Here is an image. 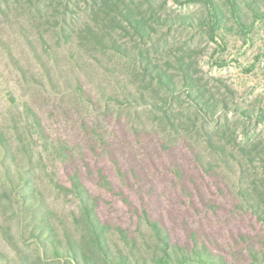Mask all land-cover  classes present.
Returning <instances> with one entry per match:
<instances>
[{"label": "rangeland", "instance_id": "obj_1", "mask_svg": "<svg viewBox=\"0 0 264 264\" xmlns=\"http://www.w3.org/2000/svg\"><path fill=\"white\" fill-rule=\"evenodd\" d=\"M213 1L226 13L220 21L204 0H0V134L16 142L5 164L14 176L0 180V264H78L48 249L42 233L50 222L61 247H86L81 208L61 186L71 188L75 170L112 226L114 250L124 245L120 228L146 253L155 244L147 209L174 243L207 247L226 264H264V0H238L242 19L229 0ZM129 8L167 21L149 44L115 26ZM185 17L194 25L179 22ZM115 42L132 55L148 49L175 75L171 119L162 89ZM20 173L30 178L28 199Z\"/></svg>", "mask_w": 264, "mask_h": 264}, {"label": "trees", "instance_id": "obj_2", "mask_svg": "<svg viewBox=\"0 0 264 264\" xmlns=\"http://www.w3.org/2000/svg\"><path fill=\"white\" fill-rule=\"evenodd\" d=\"M229 1L233 16L242 19V7L240 6L239 1ZM204 2L208 5L212 17H215L217 21L226 17V13L219 3L213 0H204ZM118 8L121 9L120 6H118ZM254 9L256 10V14L261 15L257 7ZM150 15L153 19H148V16H143L132 8H129L125 13L118 10L117 15L115 14L114 16L117 18L116 21L119 23V26L116 21L115 26L128 33L132 38H142L144 44H149V42L153 40L152 30H159L158 27L167 23L166 20L159 15H156L153 11H151ZM179 22L189 24L190 26L194 25V20L188 17L182 18V20L180 19ZM243 24L244 22L241 21V25ZM90 29L96 42L99 44L106 42L105 37L100 35L93 26H91ZM111 48H113L118 54L132 59L131 63L136 65L140 72V76L147 85L162 89L165 94L164 102L166 105L165 107L160 108L163 109V113L168 116L167 119H171L170 113L175 110V107L172 104L176 100L175 98L178 94V81H176L175 75L168 70L169 68L167 66L159 65L155 59L150 56L148 49L145 51H134V54L132 55L131 52L133 51L129 43L127 46H123L122 44L115 42ZM167 62L171 64L170 61ZM188 79H190V75L184 77V83L188 86H195V83L189 82ZM194 96L196 99L198 98L195 105L196 108L203 110L206 107L205 101L200 100L199 94ZM155 104L156 106H159L158 103ZM243 112L249 114V112ZM32 126H35V122ZM7 136L8 135L5 132H1L0 134V180H2L4 184H8L7 178L12 179L14 176L12 167H6L5 164L11 159L10 156L14 153L13 147L16 142H14V140L12 142L11 138H8ZM33 136L34 133L32 132L30 137ZM17 142L19 145H23V149L27 146L28 139L25 137L24 133L21 132ZM67 147V145L62 144L61 142V145L57 148L58 152L62 155L64 162H69L73 158V152ZM9 163L12 165L11 161H9ZM21 173L19 175L20 187L24 192V197L28 199L30 197L29 195H32L34 192L30 186L31 182L29 176L22 175ZM105 182L107 186H110L107 178H105ZM70 183L71 188L64 185L61 186L75 194L77 202L81 208L82 216L85 219L87 227L86 247L76 244V241H74L70 242L65 249V247H61L60 244L56 243L54 240L53 227L50 222H45V225L42 227L43 236L45 235V238L46 236H49L51 239L49 245H47L49 246L48 249L53 246L52 251L54 254L67 259L68 262L77 261L78 264H226L224 258L215 255L207 247H199L198 245L187 247L180 245L179 243H174L169 232H167L157 220L150 217L147 209L144 210L146 226L147 229L151 231L153 242L155 244L152 246L148 243L149 248L145 249L147 250L146 253L143 251V241H140L137 236L131 235L128 229L120 228L121 240L124 245L123 247L114 250L111 246L112 226L99 216L97 211L98 198L93 196L92 192L83 182L78 170L73 171L70 175ZM2 195V197L7 195V191L2 192ZM258 215L264 216L260 209H258ZM4 232L10 241L15 239L9 226L4 228ZM40 237L39 234L38 238ZM139 256L141 257L142 263L139 262Z\"/></svg>", "mask_w": 264, "mask_h": 264}]
</instances>
